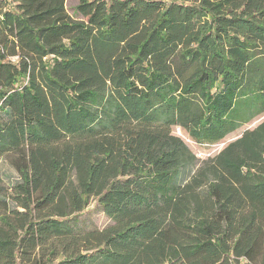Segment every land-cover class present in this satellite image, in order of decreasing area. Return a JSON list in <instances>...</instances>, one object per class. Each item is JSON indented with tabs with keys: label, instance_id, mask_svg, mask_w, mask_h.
Here are the masks:
<instances>
[{
	"label": "trees",
	"instance_id": "obj_1",
	"mask_svg": "<svg viewBox=\"0 0 264 264\" xmlns=\"http://www.w3.org/2000/svg\"><path fill=\"white\" fill-rule=\"evenodd\" d=\"M0 0V264H264V0ZM95 200L110 223L82 226Z\"/></svg>",
	"mask_w": 264,
	"mask_h": 264
},
{
	"label": "rangeland",
	"instance_id": "obj_2",
	"mask_svg": "<svg viewBox=\"0 0 264 264\" xmlns=\"http://www.w3.org/2000/svg\"><path fill=\"white\" fill-rule=\"evenodd\" d=\"M76 4H77V0H66L65 1V7L67 9V12L74 18L78 17V14H77L76 9H75ZM262 119H264V114L253 119L249 123L244 124L239 129H237L236 131L229 134L221 142L216 143V144H212V145L195 144L178 127L173 128V133L180 136L187 143L189 148L195 154L196 158L199 161H202L208 157L215 155L224 146L223 144L227 143L230 140L235 139L236 137H238L241 134V132L245 128H250V127L255 126ZM0 176L2 177L3 182L5 184L15 180L16 176H17L15 170L12 168V166L8 163V160L5 158L0 159ZM79 220H80V223L82 226H88V227L93 226V227H97V228H103L110 223V220L103 213L100 205H98V203L93 199L89 200L87 207L79 215Z\"/></svg>",
	"mask_w": 264,
	"mask_h": 264
}]
</instances>
